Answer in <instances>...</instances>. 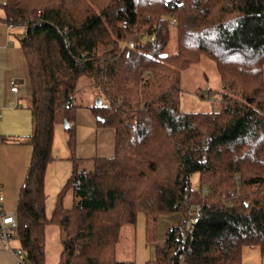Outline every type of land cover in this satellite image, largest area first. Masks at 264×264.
I'll list each match as a JSON object with an SVG mask.
<instances>
[{"label": "trees", "instance_id": "obj_1", "mask_svg": "<svg viewBox=\"0 0 264 264\" xmlns=\"http://www.w3.org/2000/svg\"><path fill=\"white\" fill-rule=\"evenodd\" d=\"M0 7L8 24L24 27L32 131L0 140L32 148L13 213L30 264L45 262L47 225L56 228L57 264H134L116 251L121 227L134 225L138 211L147 242L160 215L200 211L190 232L167 227L144 264H240L243 245L264 255V0H1ZM202 57L217 75L220 107L181 110V73ZM81 78L97 88L100 104L90 108L97 126L114 130V153L94 157L89 170L74 166L47 212L54 126L67 121L74 131Z\"/></svg>", "mask_w": 264, "mask_h": 264}, {"label": "rangeland", "instance_id": "obj_2", "mask_svg": "<svg viewBox=\"0 0 264 264\" xmlns=\"http://www.w3.org/2000/svg\"><path fill=\"white\" fill-rule=\"evenodd\" d=\"M1 1V0H0ZM175 50L174 38L169 42L165 52ZM264 77V67H263ZM218 78L212 62L202 57L200 61L181 73L179 85L180 109L184 111H209L219 109L221 101L217 94ZM97 88L87 78H81L74 90V101L81 105L76 109L74 119L73 144L68 145L69 133L63 123L54 126L51 153L53 159L47 163L44 173V189L47 195L46 210L52 208L56 193L60 190L72 168L89 170L93 166L94 157L111 156L114 153V130L110 127L97 126L91 105L96 104ZM200 94H204L200 97ZM211 96L215 101H206ZM104 103V101H103ZM72 132V133H73ZM32 148L29 159H31ZM19 169L15 164L14 171ZM192 186H198V173L191 178ZM192 213V212H191ZM177 213H166L158 217L156 236L147 242L145 239L144 214L138 211L134 225H124L120 230L116 257L119 260H132L134 264H144L155 257L156 248L165 242V231L171 225H179L182 218ZM13 236L16 238L15 233ZM13 238V239H15ZM11 239V240H13ZM17 240V239H16ZM19 246V243H17ZM59 243L56 228L46 227L45 262L57 264ZM240 264H264V255L258 248L250 245L241 247Z\"/></svg>", "mask_w": 264, "mask_h": 264}, {"label": "crops", "instance_id": "obj_3", "mask_svg": "<svg viewBox=\"0 0 264 264\" xmlns=\"http://www.w3.org/2000/svg\"><path fill=\"white\" fill-rule=\"evenodd\" d=\"M24 32L22 25H10L5 21L0 7V139L2 137L27 136L32 131L29 109L30 87L26 60L19 45ZM10 80H15L18 91L10 90ZM31 146L29 144L0 140V191L3 208L14 213L19 188L23 182ZM15 164L19 169L13 170ZM16 234V233H15ZM18 241H9L17 247ZM0 264H15V256L9 246L0 239Z\"/></svg>", "mask_w": 264, "mask_h": 264}, {"label": "built area", "instance_id": "obj_4", "mask_svg": "<svg viewBox=\"0 0 264 264\" xmlns=\"http://www.w3.org/2000/svg\"><path fill=\"white\" fill-rule=\"evenodd\" d=\"M10 90L13 93H16L18 91V86L15 82V80H10ZM215 101L214 98H211V96H207L206 101ZM200 216V211L197 210L194 215H190L187 218H182V222L179 224L183 229L187 231L193 230V223L198 220ZM16 224H15V217L14 214L11 212H7L3 208V195L0 191V239L4 241L8 246L11 252L15 256V264H30L26 257L25 252L22 248L19 246L17 247H11L8 243L11 239L15 238L13 236V233H15ZM183 255H179V260L182 261ZM181 264V262L179 263Z\"/></svg>", "mask_w": 264, "mask_h": 264}, {"label": "water", "instance_id": "obj_5", "mask_svg": "<svg viewBox=\"0 0 264 264\" xmlns=\"http://www.w3.org/2000/svg\"><path fill=\"white\" fill-rule=\"evenodd\" d=\"M99 104H100V98L97 97V98H96V105H99ZM63 124H64V127H65V128H67V127L69 126V124H68L67 121H64Z\"/></svg>", "mask_w": 264, "mask_h": 264}]
</instances>
